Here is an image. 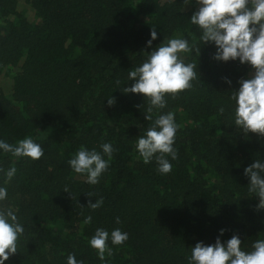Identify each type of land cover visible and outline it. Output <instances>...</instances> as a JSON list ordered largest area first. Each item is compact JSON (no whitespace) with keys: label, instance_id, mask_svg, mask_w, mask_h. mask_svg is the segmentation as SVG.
<instances>
[{"label":"trees","instance_id":"16d2710c","mask_svg":"<svg viewBox=\"0 0 264 264\" xmlns=\"http://www.w3.org/2000/svg\"><path fill=\"white\" fill-rule=\"evenodd\" d=\"M23 1L31 15L17 0H0V73L10 74L8 92L0 90V139L31 137L43 155L33 161L0 154V169L16 168L11 181L0 172L8 191L0 206L14 208L24 227L5 264H65L69 253L82 264H187L191 247L214 243L221 228L222 241L238 234L246 251L264 239V209H256L244 175L254 160H264V137L246 136L232 124L230 95L250 75L247 65L212 60L208 44L199 56L182 54L196 65L192 87L166 95V107L151 113L153 120L174 113L171 171L159 174L155 157L145 164L135 149L152 121L144 119L147 100L123 92L133 83L128 73L164 40L199 43L189 20L194 3ZM153 28L157 39L149 47ZM102 143L114 152L91 185L68 161L81 147L100 151ZM101 198V207L87 205ZM97 228L128 234L121 245L108 243L112 255L104 261L88 244Z\"/></svg>","mask_w":264,"mask_h":264},{"label":"clouds","instance_id":"9594fccd","mask_svg":"<svg viewBox=\"0 0 264 264\" xmlns=\"http://www.w3.org/2000/svg\"><path fill=\"white\" fill-rule=\"evenodd\" d=\"M193 3L196 9L189 20L200 32L199 43H189L184 38L164 40L148 52L139 66L128 73V81L133 83L123 89L125 94H140L143 100H147L144 119L152 123L138 137L135 149L145 164L155 157L156 171L161 175L168 174L172 169L169 157L171 160L177 158L173 145L178 125L171 111L159 114L154 120L151 113L154 109L166 107V95L175 96L192 87L191 81L196 78V65L185 63L182 54L194 52L199 56L202 45L208 44L214 48L211 59L216 62L238 61L250 68L248 78H239V87L232 89L230 95L232 124L246 136L255 133L264 137V0H185V5ZM156 39L157 32L153 28L146 45L150 47ZM222 79L226 84H232L228 77ZM107 104L112 106L114 98L107 99ZM219 111L222 113L224 108L221 107ZM99 147L100 151L81 147L68 161L70 168L77 174L86 175V182L91 185L98 183L114 152L110 143H102ZM5 153L17 160L27 157L35 161L42 157L43 149L31 137L15 143L0 139V154ZM104 156L108 159H104ZM0 172L4 173L6 181H11L16 168L10 167L6 171L0 169ZM244 175L248 178V192L258 198L256 209H264V160H254L244 168ZM64 191L70 190L65 188ZM7 197V188L0 186V202ZM102 204L101 198L95 199L94 203L89 201L87 205L94 210ZM116 222H120L118 217ZM225 231L223 228L218 230L214 243L196 242L191 247L187 264H264V239H256L251 250L246 251L241 247L242 241L238 234L222 241ZM23 232L24 227L16 210L0 206V264H5L17 252V241ZM127 239L128 234L119 228L110 233L97 228L88 244L96 250L98 258L104 261L106 253L108 256L112 255L109 242L117 246ZM65 264L82 262L73 253H69Z\"/></svg>","mask_w":264,"mask_h":264},{"label":"rangeland","instance_id":"374dc122","mask_svg":"<svg viewBox=\"0 0 264 264\" xmlns=\"http://www.w3.org/2000/svg\"><path fill=\"white\" fill-rule=\"evenodd\" d=\"M17 7L19 10L28 11L29 15L32 14V11L28 7V5L23 0H17ZM10 75V74H9ZM5 71H1L0 73V90L4 92H8L10 86V76Z\"/></svg>","mask_w":264,"mask_h":264}]
</instances>
